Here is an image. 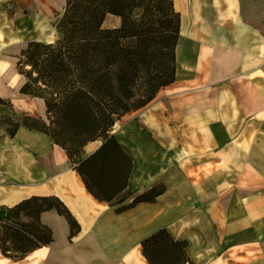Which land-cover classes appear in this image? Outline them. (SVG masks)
<instances>
[{
  "label": "crops",
  "instance_id": "0c3cea01",
  "mask_svg": "<svg viewBox=\"0 0 264 264\" xmlns=\"http://www.w3.org/2000/svg\"><path fill=\"white\" fill-rule=\"evenodd\" d=\"M3 1L0 49L10 43ZM31 1L32 13L54 11L50 0ZM173 2L181 15L175 80L111 131L133 161L132 196L120 206L159 184L165 191L119 212L89 191L47 133L20 126L12 136L0 125V207L57 196L80 225L71 236L64 215L44 211L53 241L22 259L0 249V264H150L142 242L160 229L188 242L193 264H264V0ZM0 98L46 116L43 99L1 82ZM8 113L0 103V120ZM102 144H86L83 159Z\"/></svg>",
  "mask_w": 264,
  "mask_h": 264
},
{
  "label": "trees",
  "instance_id": "16d2710c",
  "mask_svg": "<svg viewBox=\"0 0 264 264\" xmlns=\"http://www.w3.org/2000/svg\"><path fill=\"white\" fill-rule=\"evenodd\" d=\"M108 14L120 16L121 26L104 28ZM58 26L62 33L58 41L29 46L26 64L31 69L25 72L28 82L21 89L25 95L44 99L50 124L32 116H26L22 124L47 133L59 145L56 138L64 135L77 139L82 147L104 139L103 145L80 160L76 168L95 197L121 205L132 196L128 181L133 161L109 132L121 116L146 106L162 87L175 80L181 15L173 0H67ZM140 93L142 98L136 102ZM20 126L6 130L14 136ZM164 191L163 184L154 186L117 211L153 202ZM122 194L126 195L115 202ZM6 209L7 222L18 220L24 212L34 219L16 222L29 228L24 233L5 225L12 232L6 239L0 235V249L14 259L53 241V230L41 221L44 211L56 209L64 215L71 235L80 230L74 215L57 196H33ZM11 238L14 250L4 244ZM142 245L150 264L191 263L188 242L175 240L167 229L158 230Z\"/></svg>",
  "mask_w": 264,
  "mask_h": 264
},
{
  "label": "rangeland",
  "instance_id": "374dc122",
  "mask_svg": "<svg viewBox=\"0 0 264 264\" xmlns=\"http://www.w3.org/2000/svg\"><path fill=\"white\" fill-rule=\"evenodd\" d=\"M66 1L67 0H50V4L54 6V11L47 13L46 11H43L41 8H39V11H38L39 13L37 14L36 12L34 13L31 12L32 10L33 11L38 10V8H36L34 5H33L34 7H31L30 4H33L31 0H15V2H12L11 0L3 1L5 2V7H4L5 10L2 11L1 15L4 18V20H7V21L9 20L7 29L3 31H4L5 36L10 37V43L7 45H3V47L0 49V82L2 83V85H7L11 89L21 93V89L28 82L25 72L31 69V66L26 64L27 50L29 49V46L34 42L49 44V43L58 41L62 37V33L60 32L58 23L60 21V18L62 17V14L65 11ZM141 14L142 12H140V14L137 15L136 17L140 18ZM144 17L143 19H145ZM14 21L15 23L13 24ZM121 23H122V19L120 16L108 14L103 24V27L104 28L119 27L121 26ZM146 23L147 22H145V24ZM11 24L14 25V29L10 27ZM142 95L143 94L140 93L135 98V101L138 102L142 98ZM28 97L30 99L32 98L43 99L41 97H34V96H28ZM1 100L2 101H0V103L6 106L9 112L7 115H4L0 120V125L4 129H8V128L13 129L14 126H16V124H20L21 126H24L22 123H26V120H27L26 116H32L34 118H41L42 120L46 122L47 125L50 124V119L47 113V106H46V116L45 117L34 116L26 112L18 113L15 110L14 108L15 106L13 105L12 101L9 99L1 98ZM26 101H28L29 103V99H26ZM136 110H139V109L132 110L126 113L125 115L129 113L131 114V112H134ZM123 116H121L117 121L121 120ZM112 130L113 128L109 132L110 135H113L111 134ZM113 136L115 137V135ZM56 139L62 146H65L64 149H66L67 152L69 153L70 159L72 163L75 165V168L78 167L79 161L82 160L84 157V147H82V145L79 143L77 139L71 138L69 135L60 136V137H57ZM98 139H101L104 143V139L102 138H98ZM125 195L126 194H122L119 198L116 199L115 202H117L120 198L124 197ZM119 206L120 205H118V207ZM6 208H10V207H6ZM6 208L0 207V235L1 237L6 239L7 234L12 232L8 228H6L5 225L6 226L10 225L16 229H19L21 232H23V230L28 231L29 228L22 227L16 222L20 220L24 222H32L34 219L32 217H28L26 215V212H24L21 214L18 220L12 219L10 222H7L5 221V215L7 212ZM74 235H71V236H74ZM28 236L30 238L33 237L31 233H29ZM4 244L9 246L10 249L14 250L15 244L12 238L9 239V241L4 242ZM187 254H188V251H187ZM190 264H193L192 261Z\"/></svg>",
  "mask_w": 264,
  "mask_h": 264
},
{
  "label": "bare ground",
  "instance_id": "6f19581e",
  "mask_svg": "<svg viewBox=\"0 0 264 264\" xmlns=\"http://www.w3.org/2000/svg\"><path fill=\"white\" fill-rule=\"evenodd\" d=\"M10 73V72H9ZM22 101V100H21ZM22 103L25 105V106H27V101L26 100H24V101H22ZM29 108H32L31 106L29 107Z\"/></svg>",
  "mask_w": 264,
  "mask_h": 264
}]
</instances>
